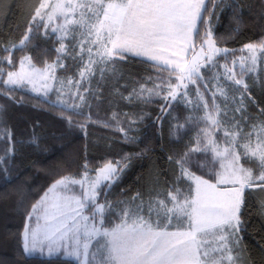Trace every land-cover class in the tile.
<instances>
[{
  "label": "snow or ice",
  "instance_id": "6c2138e0",
  "mask_svg": "<svg viewBox=\"0 0 264 264\" xmlns=\"http://www.w3.org/2000/svg\"><path fill=\"white\" fill-rule=\"evenodd\" d=\"M226 9L240 14L233 17L238 24L233 32L238 34L239 0H42L19 44L10 41L0 48L7 54L0 55V95L19 105L24 97L15 99L18 90L33 93V107L59 110L69 130L86 133L90 123H101L81 110L91 109L89 98L81 92L82 87L89 92L84 84H91L97 75L100 82L118 77L122 62L136 58L168 71L169 77H157L152 88L133 86L122 98L151 103L159 97L163 104L153 123L159 126L169 119L173 139H182V132L195 133L184 137L188 142L181 154L168 157L176 171L167 190L154 195L150 191L147 198L136 193L115 203L109 199L133 157L149 150L145 147L107 160L95 172L87 160L79 175L71 171L57 175L53 170L52 182L27 209L30 184L17 170L14 157L19 147L31 146L41 153L49 148L36 131L38 122L27 137L13 140L11 127L5 126L7 109L0 104V140L7 138L9 144L0 153V181L14 184L17 206L24 209L19 248L23 258L71 259L77 264H251L242 245V208L247 189H264V119L253 118L248 111L250 84L244 76L264 61V39L243 45L239 50L243 55L229 67V57L236 50L218 46L215 34ZM41 28L45 39L59 45L52 49L55 59L48 62L49 52L44 50L42 66L30 53L14 61L13 51L27 48ZM69 44L79 47L76 55L83 65L75 83L56 75L57 69L65 67ZM82 53H87L86 63ZM100 82L92 92L96 99ZM189 84L198 85L195 103ZM200 85L211 91V106ZM173 104L191 107L193 113L202 107L204 112L189 114L181 123L170 111ZM145 115L133 117V124L142 123ZM73 116L83 117L84 122ZM116 116L114 112L112 118ZM260 116L264 117V109ZM254 119L258 122H251ZM118 130L124 133V142L139 143L138 136ZM217 132L222 135L217 137ZM66 163L70 160L61 161L62 169ZM249 163L259 171L254 174Z\"/></svg>",
  "mask_w": 264,
  "mask_h": 264
},
{
  "label": "trees",
  "instance_id": "16d2710c",
  "mask_svg": "<svg viewBox=\"0 0 264 264\" xmlns=\"http://www.w3.org/2000/svg\"><path fill=\"white\" fill-rule=\"evenodd\" d=\"M41 1L0 0V42H2L0 48L10 41L19 44ZM239 3L242 7V22L239 25L238 34L233 32L238 27L233 17L240 14L233 13L231 9H226L220 15L215 28L218 46L235 49V55L243 45L264 39V17L261 15L264 13V6L261 5V0H239ZM43 32L41 28L27 48L14 50L13 60L18 61L22 56L30 53L34 62H39L38 66H42V52L47 50L48 62H52L56 56L52 49L59 45L54 39H45ZM68 47L70 52L64 59L65 67L59 68L56 75L65 81L71 78L75 83L80 79L81 63L79 56L76 55L77 47L73 44H69ZM0 55L7 54L0 50ZM73 56L76 58L73 59ZM157 77L167 79L169 72L155 68L149 62L131 58L122 62L118 77L109 76L100 82L97 75L92 79L91 84L85 83L84 86L89 88V92H84L83 87L81 92L89 98L91 109L84 106L81 110L85 115H91L94 120L101 121L99 124L90 123L86 133L79 129H67L65 121L59 118L62 115L59 110L48 108L47 105L33 107L36 103L32 98L34 94L27 90H18L15 93L17 100L21 96L24 97V102L19 105L6 96L0 95V104L7 109L5 126L11 127L13 140L27 137L32 126L37 125L38 122L36 131L42 136V142L49 148L47 153H41L31 146L19 147L14 157L17 170L22 177L28 178L30 184V190L26 192L25 208L30 209L47 189L54 178L53 170L57 175L66 174L67 171L79 175L87 160L90 168L95 172L107 160L115 161L125 153L140 152L145 147L149 150L141 157H133L122 179L113 187L109 199L115 203L130 199L136 193L147 198L150 191L154 195L156 191L169 189L174 181L176 170L168 157L181 154L188 142V139L184 137H190L194 131L182 132V139H173L169 134V119H165L159 126L153 123L160 114L163 104V100L159 97H154L151 103L122 98V96L128 97L133 86L139 89L140 84H144L146 88H152L153 82H158ZM171 79L175 81L176 78L172 76ZM98 82H100L99 99H96L92 92L96 90ZM262 86H264L262 77H259L258 82L254 81L250 84L248 111L253 118L264 119L260 116V109H264V87ZM185 110L183 104H173L170 109L173 116L178 117L180 122L184 121ZM114 112L117 114L116 119L112 118ZM141 113L146 114L144 121L133 124L132 118L138 119ZM73 119L84 122L81 116H73ZM256 121L258 120L254 119L251 122ZM105 124L112 126L106 127ZM118 128L128 130L129 135L138 136L139 143L124 142L122 139L124 133ZM8 147L7 138L0 140V153ZM69 160L70 163H66L62 169L61 161ZM247 166L253 168L254 174L259 171L254 163H249ZM38 168L48 171H41ZM17 200L14 184L0 181V264H77L70 259L66 261L55 258L48 261L41 260L39 256L23 258L19 254L20 233L25 223V216L24 209L17 206ZM242 220L245 223V231L241 233L242 245L246 249V254L251 264H264V189L254 187L246 190Z\"/></svg>",
  "mask_w": 264,
  "mask_h": 264
},
{
  "label": "rangeland",
  "instance_id": "374dc122",
  "mask_svg": "<svg viewBox=\"0 0 264 264\" xmlns=\"http://www.w3.org/2000/svg\"><path fill=\"white\" fill-rule=\"evenodd\" d=\"M41 2H42V1H41ZM76 47H77V52L79 53V52H80V49H79L78 46H76ZM82 55L85 56V63H86V62H87V53H82ZM240 55H243V54H242L240 51H238V53H236V55H234V56H230V57H229V61H228L229 67L232 66V63H231L232 60L235 59V58H237V57H239ZM218 59H219V61H220L221 64L224 63L222 57H220V58H218ZM82 68H83V65L81 64V69H82ZM57 70H58V69H57ZM234 70L237 71V72L239 71V69H234ZM80 71H81V70H80ZM219 71L223 72V69L221 68V69H219ZM210 75H211V74H209V76H210ZM79 77H80V75H79ZM259 77H262V79L264 80V61H261L260 63H258V65H257V67H256V71L248 73L247 75L244 76V79H245V81H246L247 83L251 84V83L254 82V81L258 82ZM73 83H74V82H73ZM214 83H215V82L213 81L212 83L209 84V89H210L211 91H214V90H215V88H214ZM197 86H198V85H195V84H189V86H188L189 91L191 92L190 99H191L194 103L196 102L195 91H196ZM67 87H71V85H68ZM199 87H200V91L204 93L205 99L208 100V102H209V106H211V101H212L211 91H205V89L203 88L202 85H200ZM230 95H231V93H230ZM217 102L223 104L222 98L218 97V98H217ZM203 112H204V110H203L202 107H201L199 110H197L195 113H193L192 110H191V107H189V108H187V109L185 110V113H186V114H185V117H186L187 115H189V114L203 115ZM184 119H185V118H184ZM183 122H184V121H183ZM183 122H181V123H183ZM256 122H258V121H256ZM194 134H195V133H193L192 135H194ZM216 135H217V137H220V136L222 135V133L217 132ZM253 140H254V137H253ZM70 260H71V259H70ZM73 261H74V260H73ZM74 262H76V261H74ZM76 263H77V262H76Z\"/></svg>",
  "mask_w": 264,
  "mask_h": 264
}]
</instances>
